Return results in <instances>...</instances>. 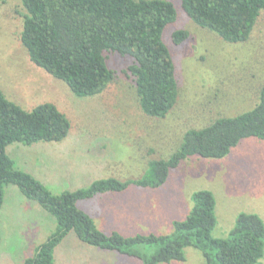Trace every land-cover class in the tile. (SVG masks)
Returning <instances> with one entry per match:
<instances>
[{"label": "rangeland", "instance_id": "1", "mask_svg": "<svg viewBox=\"0 0 264 264\" xmlns=\"http://www.w3.org/2000/svg\"><path fill=\"white\" fill-rule=\"evenodd\" d=\"M168 1L174 3L177 19L165 28L163 40L175 63L179 90L174 107L164 118L142 111L133 80L123 73L128 64L123 59L128 57L119 54L107 61L116 76L103 92L76 95L65 82L30 60L20 39L26 13L22 0L0 3V89L25 110L54 103L71 122L61 145L44 141L48 145L40 149L34 143L9 144L6 152L17 167L41 171L55 194L87 187L102 178L137 180L148 171L151 161L169 158L189 129L251 110L258 103L264 86V10L248 40L228 42L195 23L181 0ZM178 29L187 30L189 37L175 44L173 33ZM46 158L57 162L40 166V159ZM133 186L137 185L132 183L124 198ZM8 188L0 211V264H24L56 230L57 223L40 203L24 197L18 186ZM200 189L211 190L216 198L213 237L228 236L241 212L257 213L264 220V139L244 138L220 159L189 157L171 169L161 186L141 192L133 189L137 197L145 195L141 196L143 205L138 201L132 208L140 213L146 209L148 214L137 216L136 230L122 231L127 235L172 233L173 222L187 217L194 205L192 194ZM104 196L82 199L79 206L97 219L96 215L111 206ZM94 203L100 212H91ZM123 224L116 219L103 225L109 230ZM155 249L149 248V253ZM185 255V260L160 264H207L198 248L187 246ZM55 256L57 264H88L90 260L142 264L136 257L91 246L74 231L57 246ZM260 264H264V256Z\"/></svg>", "mask_w": 264, "mask_h": 264}, {"label": "trees", "instance_id": "2", "mask_svg": "<svg viewBox=\"0 0 264 264\" xmlns=\"http://www.w3.org/2000/svg\"><path fill=\"white\" fill-rule=\"evenodd\" d=\"M6 0H0V3ZM186 14L198 25L228 42H241L250 34L264 10V0H181ZM26 9L20 39L30 60L65 82L78 96L100 94L116 76L108 66L110 56L128 57L123 73L134 82L142 111L164 118L178 96L175 63L163 40L165 28L176 21L177 11L168 0H22ZM189 37L185 29L173 33L180 44ZM122 59V58H121ZM71 129L69 118L54 103L25 110L0 89V210L5 188L17 185L23 194L54 216L56 230L36 248L24 264H56L54 250L74 231L85 243L138 258L142 264L185 260V248L203 253L207 264H260L264 256V220L257 213L241 212L228 236L213 237L217 224L216 198L209 189L192 194L193 208L175 220L170 234H106L78 201L109 191H123L134 183L157 188L170 171L189 157L222 158L242 139H264V86L258 103L231 117H220L200 129H189L180 147L167 159L150 162L137 180L114 177L93 181L76 190L53 193L32 173L16 166L6 152L12 143L62 141ZM1 242V235H0ZM155 251L149 253V248ZM98 264V263H92Z\"/></svg>", "mask_w": 264, "mask_h": 264}, {"label": "crops", "instance_id": "3", "mask_svg": "<svg viewBox=\"0 0 264 264\" xmlns=\"http://www.w3.org/2000/svg\"><path fill=\"white\" fill-rule=\"evenodd\" d=\"M64 141V140H63ZM63 141H55V142H52V143H55V145H61L63 143ZM42 142V143H41ZM39 143V144H38ZM45 143L44 141H39V142H35L33 145H39L37 147H40V149H43L44 147H46V145L48 144H43ZM51 143V142H50ZM10 147V146H9ZM19 148V146H18ZM85 149V148H84ZM57 152L59 150H56ZM10 155V154H9ZM15 160V159H14ZM57 162L56 159L54 158H46V159H40V162H39V165L42 166V167H45V166H49L51 164H55ZM19 167V166H18ZM19 168H22V167H19ZM26 170L27 172H30L32 173L36 178H38L43 184H45L46 186H48L47 184V179L45 177V175L43 173H41V171H32L30 170L29 168L28 169H24ZM95 181V180H94ZM90 185V184H89ZM131 185V184H130ZM129 185V186H130ZM136 185V184H134ZM10 186V185H8ZM8 186H6L5 188V200H6V195H7V190L9 189ZM17 186V185H16ZM129 186L123 190V191H109V192H103V193H99L97 195H95L94 197L92 198H89L88 200H91V199H95L96 197H99L101 195H105L104 197H106L107 201H109V203L111 204L109 210H105V211H101L100 210V207L98 205V203H94L93 205L90 206V208H92V211L93 213H98L101 211L100 215H96L97 220L94 216H92L90 213H88L86 210L82 209L81 206H79V201H78V206L84 210L86 213H88L93 219L94 221L96 222L97 226L102 230L104 231L106 234H111L112 232H119L121 233L122 235L124 236H133V235H127L126 233H124V231L122 230H125V231H128V232H131L133 230H136L138 228V226H136V222H137V216L141 215V213H144L145 216H147L148 212L147 210H143L141 211H138L136 208H132L133 205H137L138 204V201H139V204L143 205L141 203V196L145 195V193H140V197H137L132 191L133 189L137 190V191H146V189L148 187H143V186H133L132 188V191L131 193L127 196V198H124V195H126V193L129 191ZM49 187V186H48ZM20 189V188H19ZM76 190V189H75ZM21 191V189H20ZM21 193L23 194V192L21 191ZM24 197H26L24 194H23ZM87 200V199H86ZM81 204V203H80ZM83 204V203H82ZM4 205H5V201H4ZM3 205V207H4ZM2 207V208H3ZM85 207L88 209L89 206L87 204H85ZM138 209L142 210L141 207L138 206ZM2 210V209H1ZM0 210V211H1ZM95 215V214H94ZM118 220L120 222H124L125 224L123 225H120V226H117V227H113L112 229H110L109 227V230H106L105 228H108L106 226H104L103 224L106 223V221H109V220ZM70 233V232H69ZM68 233V234H69ZM68 234L66 235V237L68 236ZM136 235V234H135ZM65 237V238H66ZM64 238V239H65ZM63 241V240H62ZM82 241V240H81ZM61 244V243H60ZM92 246V245H91ZM100 248V247H99ZM57 247L55 248L54 250V259H55V263L57 264V260H56V256H55V251H56ZM102 249V248H100ZM103 250H107V249H103ZM119 252V251H118ZM94 253H96L94 251ZM91 262H89L88 264H92V263H97L96 262H92V260H90ZM60 264V263H59ZM98 264H104L102 262H99Z\"/></svg>", "mask_w": 264, "mask_h": 264}]
</instances>
